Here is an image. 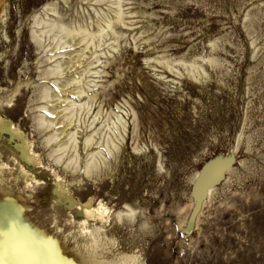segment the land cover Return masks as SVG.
Returning a JSON list of instances; mask_svg holds the SVG:
<instances>
[{
    "label": "rangeland",
    "instance_id": "rangeland-1",
    "mask_svg": "<svg viewBox=\"0 0 264 264\" xmlns=\"http://www.w3.org/2000/svg\"><path fill=\"white\" fill-rule=\"evenodd\" d=\"M52 1L61 2L0 0V94L17 90L4 114L30 138L36 137L34 91L44 55L32 39L33 18ZM130 4L147 13L156 35L146 42L151 33H136L147 21H135L134 28H123L130 45L101 67L103 86L95 87L83 122L97 112L95 126L122 116L125 146L117 172L105 182L77 186V198L92 195L115 209L140 206L148 226L144 238L132 236L140 232L135 222L122 229L118 243H137L134 251L142 252L145 264H264V0ZM208 57L221 65L206 66V75L196 78L160 63ZM3 147L0 161L12 171L0 194L17 196L30 234L53 237L80 255L82 242L67 211L46 185L26 187L8 157L13 145ZM118 243L98 251L115 257Z\"/></svg>",
    "mask_w": 264,
    "mask_h": 264
},
{
    "label": "bare ground",
    "instance_id": "bare-ground-1",
    "mask_svg": "<svg viewBox=\"0 0 264 264\" xmlns=\"http://www.w3.org/2000/svg\"><path fill=\"white\" fill-rule=\"evenodd\" d=\"M130 3L131 0H80L75 3L61 0L48 2L36 11L32 39L44 53L40 60L42 81L36 84L34 91L32 119L36 137L30 138L4 114L5 109L12 108L17 90L12 94H0V159L4 154L3 146L13 145V155L8 157L17 164V173L25 180L26 187L34 190L46 185L50 188L58 207L67 211V222L77 231L73 235L81 239L82 248H78L80 255H77L64 242L53 237H38L45 243L54 242L56 251L51 259L60 264H145L142 252L134 251L137 243L132 240L118 243L122 229L135 222L140 232H133L132 236L138 239L145 236L148 226L140 206L125 204L115 209L92 195L83 201L76 196L77 186L105 182L117 172L125 146L127 124L122 116L117 115L111 123L103 120L99 126H95L100 119L99 112L91 117L89 124L83 120L91 114L95 87L103 86L100 79L105 71L101 67L130 45L127 30L123 28H134L135 21L141 18L148 23L147 13L133 9ZM156 31L148 23L146 30L136 35L151 33L146 40L149 42ZM133 39L137 46L139 38ZM213 49H217L215 45ZM160 63L178 75H181V68H185L187 75L193 78L206 75L208 65H221V61L209 57L189 63L172 60ZM22 84L20 82L17 89ZM7 171L11 173V164L0 161V185L5 182ZM0 198L4 200L0 204V216L13 210L23 229L30 233L22 222L23 209L17 196L3 192ZM117 243L122 248L116 250L115 257L98 251L107 246L115 247Z\"/></svg>",
    "mask_w": 264,
    "mask_h": 264
},
{
    "label": "snow or ice",
    "instance_id": "snow-or-ice-1",
    "mask_svg": "<svg viewBox=\"0 0 264 264\" xmlns=\"http://www.w3.org/2000/svg\"><path fill=\"white\" fill-rule=\"evenodd\" d=\"M53 244L52 241L45 243L23 229L13 210L0 216V264L11 261L15 264H60L51 259L56 251Z\"/></svg>",
    "mask_w": 264,
    "mask_h": 264
}]
</instances>
